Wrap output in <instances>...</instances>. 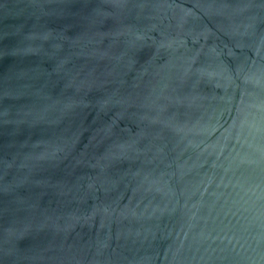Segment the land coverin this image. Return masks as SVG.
<instances>
[{"label": "water", "instance_id": "obj_1", "mask_svg": "<svg viewBox=\"0 0 264 264\" xmlns=\"http://www.w3.org/2000/svg\"><path fill=\"white\" fill-rule=\"evenodd\" d=\"M0 264H264V0H0Z\"/></svg>", "mask_w": 264, "mask_h": 264}]
</instances>
